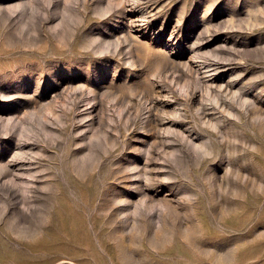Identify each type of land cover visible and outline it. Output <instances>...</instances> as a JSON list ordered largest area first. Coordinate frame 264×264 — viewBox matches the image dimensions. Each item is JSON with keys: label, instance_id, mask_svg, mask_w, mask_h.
Returning <instances> with one entry per match:
<instances>
[{"label": "rangeland", "instance_id": "374dc122", "mask_svg": "<svg viewBox=\"0 0 264 264\" xmlns=\"http://www.w3.org/2000/svg\"><path fill=\"white\" fill-rule=\"evenodd\" d=\"M0 264H264V0H0Z\"/></svg>", "mask_w": 264, "mask_h": 264}]
</instances>
